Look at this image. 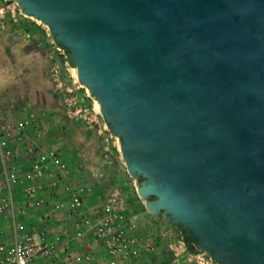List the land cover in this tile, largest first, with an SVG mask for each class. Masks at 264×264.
<instances>
[{"label":"water","instance_id":"95a60500","mask_svg":"<svg viewBox=\"0 0 264 264\" xmlns=\"http://www.w3.org/2000/svg\"><path fill=\"white\" fill-rule=\"evenodd\" d=\"M68 49L147 211L264 264V0H14Z\"/></svg>","mask_w":264,"mask_h":264},{"label":"built area","instance_id":"2783aa9c","mask_svg":"<svg viewBox=\"0 0 264 264\" xmlns=\"http://www.w3.org/2000/svg\"><path fill=\"white\" fill-rule=\"evenodd\" d=\"M16 6L14 0H0L1 25L7 19L27 37L31 29H35L34 32L43 29L61 64L56 62L50 69L54 80L59 82L66 76L63 73L66 70L72 81L78 82L68 52L54 40L48 26L20 9L15 11ZM80 111L76 108L67 113L71 116ZM36 128L35 118L28 114L0 118V214L11 225L10 239L0 241V264H36L44 260H54L55 264H141V259L151 250V235L137 234L134 217L128 216L116 195L106 198L91 211H84L83 189L75 182L63 180L68 175L66 164L57 150L39 147L41 132L36 131L30 137V129L35 131ZM17 144L25 145L26 162L21 164L16 161ZM62 182L65 183L61 185ZM17 188L22 192L24 206L45 208L49 215L71 216L74 238L82 240L90 232L101 256L91 258L85 253H72L70 239L63 234L49 238L44 231L39 234L35 226L27 227L20 217L24 209L17 208ZM166 236L169 238L167 250L175 258L193 259L196 264H219L210 253L193 249L182 228L169 229ZM62 252L65 258H59Z\"/></svg>","mask_w":264,"mask_h":264},{"label":"rangeland","instance_id":"374dc122","mask_svg":"<svg viewBox=\"0 0 264 264\" xmlns=\"http://www.w3.org/2000/svg\"><path fill=\"white\" fill-rule=\"evenodd\" d=\"M19 9L17 5L15 11ZM32 33L27 37L9 20L4 19L3 25L0 21V65L5 67L0 68V83L20 79L15 86H6L0 92V107L8 104L15 116L27 113L44 125L40 144L61 153L69 171L63 180L81 187L89 204L97 206L111 195L119 197L128 216L134 217L138 225L137 234L151 235V250L141 259L142 263L196 264L193 259H178L168 252L166 233L179 226L147 211L136 192L137 180L126 170L120 139L104 122L95 97L86 86L73 82L66 70L65 77L59 82L54 80L50 73L53 64L36 50ZM72 67L75 68L73 64ZM76 108L81 109L80 113L69 116L67 111Z\"/></svg>","mask_w":264,"mask_h":264},{"label":"crops","instance_id":"0c3cea01","mask_svg":"<svg viewBox=\"0 0 264 264\" xmlns=\"http://www.w3.org/2000/svg\"><path fill=\"white\" fill-rule=\"evenodd\" d=\"M37 30H38L37 32H34L35 29L30 30L31 32H33L32 33L33 37L36 38V42L38 46L36 50L45 54L46 62L55 64L58 58H57L56 53L53 50V47L49 43V37L47 36L46 32L43 29L40 30V28H38ZM14 47H12V51ZM0 68L4 69L5 67L0 65ZM43 79L46 80V76H44ZM19 80L20 79L9 80L7 81L6 84H3L4 80L1 81L0 92H2V90L6 86H10V87L15 86L16 84L19 83ZM47 81L50 82V80L48 79ZM5 97L8 98L7 96ZM14 113L15 111L12 108H9L8 104L3 106V108L0 107V118L13 117L15 116ZM26 114H23V115H26ZM36 123H37V128L35 129V131H32L31 129L29 131L30 137H31V134L33 135L36 131L41 132L43 129L42 126L44 125H41L37 121ZM16 146H17L16 152H15L17 155L16 161H18L20 164L26 162V159H25L26 151L24 148L25 145L17 144ZM39 147L48 148V147H45V145L43 146V144L39 145ZM58 153L64 161V158L61 156V153L59 151ZM25 166H28V163H25ZM63 183L65 182H62L61 185H63ZM47 198L49 199L51 198L49 194H47ZM15 199H16V204L18 205L17 208L24 209V212L23 214H21L20 217L24 221L27 227L33 225L37 228V232L39 234L44 231V234L49 238L58 233L63 234L64 236L70 239V243H71L70 250L72 253H85V254H88L91 258H99L101 256L102 254L101 250L98 247V244L96 243L94 237L92 236L90 232H88L86 234V237H84L82 240H77L74 238V227H73V221H72L71 216H68L64 213H61L58 215L54 213L52 215H49L45 208H33V207L24 206L23 205L24 204L23 195H22L21 190L18 188L16 189ZM97 206H93L85 200L84 211L89 212L91 211V209H94ZM10 236H11V225L9 221L7 220V218H5L4 216L0 214V241L9 240ZM65 256L66 255H64L63 252L59 254V258H65ZM47 261H49L48 263L50 264H55L54 260L38 261L36 264H47ZM141 264H146V263H141Z\"/></svg>","mask_w":264,"mask_h":264},{"label":"bare ground","instance_id":"6f19581e","mask_svg":"<svg viewBox=\"0 0 264 264\" xmlns=\"http://www.w3.org/2000/svg\"><path fill=\"white\" fill-rule=\"evenodd\" d=\"M74 77H75V79L77 80V81H79L77 78H78V76H77V73H76V69H74ZM98 109H99V105H98Z\"/></svg>","mask_w":264,"mask_h":264},{"label":"trees","instance_id":"16d2710c","mask_svg":"<svg viewBox=\"0 0 264 264\" xmlns=\"http://www.w3.org/2000/svg\"><path fill=\"white\" fill-rule=\"evenodd\" d=\"M65 48V50L68 52V49L66 48V47H64ZM185 234H187V231H186V233Z\"/></svg>","mask_w":264,"mask_h":264}]
</instances>
